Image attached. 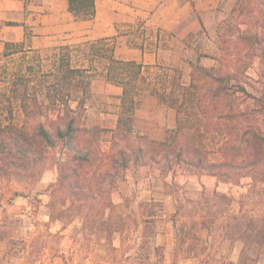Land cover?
Here are the masks:
<instances>
[{
    "label": "trees",
    "instance_id": "16d2710c",
    "mask_svg": "<svg viewBox=\"0 0 264 264\" xmlns=\"http://www.w3.org/2000/svg\"><path fill=\"white\" fill-rule=\"evenodd\" d=\"M67 2L76 20L96 16V0ZM247 5L246 0H237L233 11L241 9L239 16L244 15ZM241 23L237 34L223 38V53L215 57L216 64H202L201 57L207 54L201 52L196 61H189L188 82L180 67L119 57L115 37L62 43L45 50L26 41H6L0 56V177L32 173L52 161L63 193L79 199L84 183L89 182L84 199L100 203L102 211L112 208L106 195L123 173L132 165L149 162L161 176L171 173L172 179L180 171L232 184L248 176L264 185L260 155L264 153V28L248 23L241 28ZM124 26L128 30L122 33L130 47L150 52L168 47L158 32L153 36L147 32L144 20ZM30 35L27 31V38ZM196 35L189 34L186 45L192 46L190 39ZM256 61L261 69L257 80L249 72ZM97 75L121 88L114 129L87 124ZM145 94L176 112V124L162 140L136 130L135 115ZM228 119L243 131L241 140L229 138ZM105 131L110 132L108 152L103 148ZM215 135L219 142L211 144ZM211 145L219 154L215 159ZM218 195L232 201L226 194ZM236 218L235 240L243 243L240 258L246 259V252L252 251L258 262L264 256V214L248 223L242 222L245 216ZM201 225L209 227L206 216Z\"/></svg>",
    "mask_w": 264,
    "mask_h": 264
},
{
    "label": "rangeland",
    "instance_id": "374dc122",
    "mask_svg": "<svg viewBox=\"0 0 264 264\" xmlns=\"http://www.w3.org/2000/svg\"><path fill=\"white\" fill-rule=\"evenodd\" d=\"M236 1L230 10L221 9L216 31L210 34L203 29L190 39L193 49L185 53L184 81H189V61H196L198 52L207 54L201 57L202 64L217 63L215 57L223 53V38L227 33L237 34L239 22H244L241 28L246 23L264 28V0H246L248 5L240 16L241 9L233 11ZM83 24L77 35L65 38V43L99 38L89 22ZM116 52H120L119 46ZM160 63L167 64L163 60ZM249 72L256 80L260 77L257 61ZM120 94L121 89L97 75L87 124L114 129ZM175 124V110L145 94L136 111V130L162 140ZM226 124L229 138L241 140L243 131L236 121L228 119ZM109 140L110 132L105 131V152L109 151ZM212 140L211 144L219 142V136ZM213 146L211 156L215 159L219 154ZM260 155L264 157V153ZM88 172L93 175V171ZM89 185L84 183V195L79 199L67 197L58 187V169L52 161L32 173L0 177V248H5L0 264H264V253L258 262H254L252 251L246 252L249 258L241 260L243 243L235 240L236 217L245 216L242 222L248 223L264 214V185L251 177L232 184L210 175L178 171L172 179L171 173L161 176L151 162L132 165L106 195L113 206L104 211L100 203L84 199ZM203 216L208 228L201 225Z\"/></svg>",
    "mask_w": 264,
    "mask_h": 264
},
{
    "label": "crops",
    "instance_id": "0c3cea01",
    "mask_svg": "<svg viewBox=\"0 0 264 264\" xmlns=\"http://www.w3.org/2000/svg\"><path fill=\"white\" fill-rule=\"evenodd\" d=\"M235 1L96 0V16L76 20L68 10L67 0H0V56L6 41H26L34 48L56 42L62 44L66 37L77 35L83 23L89 22L95 37H115L116 49L120 47V52H116L119 57L148 64L163 60L184 72L185 53L193 49L185 43L187 36L203 29L212 34L216 31L221 9L230 10ZM138 20L145 21L147 32H152V36L158 32L168 47L153 52L130 47L128 36L122 33L128 29L123 28ZM27 31H31L30 38H27ZM4 251L5 248H0V255Z\"/></svg>",
    "mask_w": 264,
    "mask_h": 264
}]
</instances>
